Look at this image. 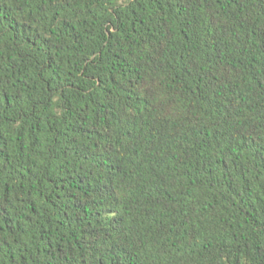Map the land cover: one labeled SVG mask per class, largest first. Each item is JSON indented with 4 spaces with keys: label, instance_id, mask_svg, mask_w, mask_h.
Instances as JSON below:
<instances>
[{
    "label": "trees",
    "instance_id": "obj_1",
    "mask_svg": "<svg viewBox=\"0 0 264 264\" xmlns=\"http://www.w3.org/2000/svg\"><path fill=\"white\" fill-rule=\"evenodd\" d=\"M0 264H264V0H0Z\"/></svg>",
    "mask_w": 264,
    "mask_h": 264
}]
</instances>
